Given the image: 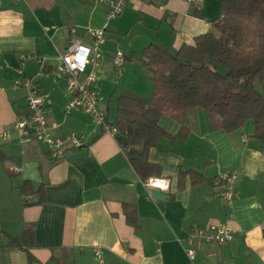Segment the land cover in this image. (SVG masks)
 <instances>
[{
    "label": "crops",
    "instance_id": "obj_1",
    "mask_svg": "<svg viewBox=\"0 0 264 264\" xmlns=\"http://www.w3.org/2000/svg\"><path fill=\"white\" fill-rule=\"evenodd\" d=\"M221 3L131 0L109 22L95 84L98 108L109 123L116 122L122 94L152 96L153 88L143 82L145 49L156 45L175 54L183 45H194L211 31ZM108 11L97 0H0V151L7 158L0 164V235L5 239L0 255L6 264H29L24 249L8 245L34 224L30 251L40 264H99L97 249L103 264H264V140L254 136L253 121L228 134L213 129L205 110L192 109L185 139L162 138L151 151V161L163 167L161 177L171 182L167 199L159 201L114 136L85 111H67L71 95L56 74L60 56L72 41L91 45L89 31L104 27ZM118 51L126 59L122 68L113 63ZM23 54L32 59L21 64ZM20 70L43 91L54 135H83L85 147L69 149L63 161L53 162L44 143L24 142L14 129L29 114L27 90L15 86ZM159 125L170 136L181 132L167 116ZM181 171L200 173L205 181L193 186L187 177L181 189ZM226 171L238 175V198L231 207L222 200L219 181ZM26 181L34 191L43 185L40 205L26 206L21 189ZM125 205L135 209L137 229L127 223ZM211 226L230 230L234 239L217 246L195 234Z\"/></svg>",
    "mask_w": 264,
    "mask_h": 264
},
{
    "label": "trees",
    "instance_id": "obj_2",
    "mask_svg": "<svg viewBox=\"0 0 264 264\" xmlns=\"http://www.w3.org/2000/svg\"><path fill=\"white\" fill-rule=\"evenodd\" d=\"M141 62L150 74L152 96L122 94L115 125L116 139L121 146L127 144L122 149L143 181L162 178L163 167L151 161V151L162 138L171 142L185 139V119L192 109L205 110L213 129L228 134L253 121L254 136L264 140V97L256 86L258 82L264 89V0H222L211 31L197 37L194 45H183L175 54L150 45ZM164 116L181 126L177 136L160 127ZM6 161L0 151V164ZM179 176L181 189L187 177L193 186L205 181L197 172L181 171ZM21 189L25 196L38 198L26 206L41 204L43 185L34 191L33 184L26 181ZM124 211L127 223L137 229L135 209L125 205ZM34 244L35 225L31 224L20 237L10 238L8 248L24 249L29 264H34L30 251Z\"/></svg>",
    "mask_w": 264,
    "mask_h": 264
},
{
    "label": "built area",
    "instance_id": "obj_3",
    "mask_svg": "<svg viewBox=\"0 0 264 264\" xmlns=\"http://www.w3.org/2000/svg\"><path fill=\"white\" fill-rule=\"evenodd\" d=\"M99 3L106 4L109 11L106 14V22L103 28L90 30L92 44L87 45L81 40H75L68 44L64 54L60 56L59 65L56 74L59 78L65 80L66 91L71 95V100L66 109L83 110L96 119L102 125L107 134L116 138L118 129L113 123H109L106 114L98 108V94L95 84L98 80L99 61L101 59L100 48L106 43L105 30L110 21L120 16L131 0H97ZM194 3L196 0H185ZM32 59V56L23 54L20 58L21 64ZM126 62L123 52L118 51L113 57V63L116 67L122 68ZM91 66V71L87 72ZM15 86L27 90V108L28 116L23 117L14 124V129L25 136V143L31 140H39L48 147V155L51 161L60 162L66 158L69 149H80L85 147V137L75 132L64 136H55L53 128L48 122V112L45 104L43 91L32 78L19 71V77L15 80ZM8 134H3V139H7ZM238 175L236 172L226 171L219 175V181L222 186V200L231 207L238 198L235 190V181ZM144 186L152 195L153 190L169 192L171 182L167 178L150 177L144 181ZM31 196H25V201L29 203ZM195 234L203 237L210 244L224 246L234 239V234L223 227L198 228ZM192 255V253H191ZM96 260L103 264V252L97 249L95 252Z\"/></svg>",
    "mask_w": 264,
    "mask_h": 264
},
{
    "label": "rangeland",
    "instance_id": "obj_4",
    "mask_svg": "<svg viewBox=\"0 0 264 264\" xmlns=\"http://www.w3.org/2000/svg\"><path fill=\"white\" fill-rule=\"evenodd\" d=\"M142 72H143V75H144V77H143V82L145 83V84H148V86L149 87H152L153 88V86H152V83L149 81H147L146 80V78H145V76H149L150 74L146 71V70H142ZM256 86H257V89L260 91V93L263 95V97H264V89L261 87V85L257 82V84H256ZM150 97V96H149ZM0 205H2L1 203H0ZM4 218V216L3 217H1L0 218V221H1V219H3ZM1 243H5V239H4V237L2 236V235H0V244ZM0 264H6L5 263V259H4V255H0ZM34 264H40V262H35Z\"/></svg>",
    "mask_w": 264,
    "mask_h": 264
},
{
    "label": "water",
    "instance_id": "obj_5",
    "mask_svg": "<svg viewBox=\"0 0 264 264\" xmlns=\"http://www.w3.org/2000/svg\"><path fill=\"white\" fill-rule=\"evenodd\" d=\"M126 145H127L126 143L122 144L123 147H125ZM167 195H168V192H161L159 190H153L152 192L153 198L159 201L167 199Z\"/></svg>",
    "mask_w": 264,
    "mask_h": 264
}]
</instances>
